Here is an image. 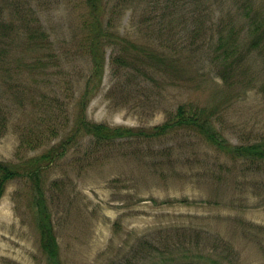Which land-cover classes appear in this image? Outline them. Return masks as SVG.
<instances>
[{"label": "rangeland", "instance_id": "1", "mask_svg": "<svg viewBox=\"0 0 264 264\" xmlns=\"http://www.w3.org/2000/svg\"><path fill=\"white\" fill-rule=\"evenodd\" d=\"M85 2L0 0L1 161L22 165L59 144L85 91L88 119L113 127L153 128L192 101L214 109L215 128L233 143L264 135V34L228 76L217 49L232 32L248 50L264 0H103L105 28L175 64L151 65L146 53L118 63L121 45L103 43L97 75ZM29 27L47 35L41 49L24 44ZM76 136L40 178L62 264H264V163L248 165L186 128L99 144ZM37 196L26 174L7 183L0 264H50Z\"/></svg>", "mask_w": 264, "mask_h": 264}, {"label": "trees", "instance_id": "2", "mask_svg": "<svg viewBox=\"0 0 264 264\" xmlns=\"http://www.w3.org/2000/svg\"><path fill=\"white\" fill-rule=\"evenodd\" d=\"M85 1L89 14V18L85 20L88 29L86 39L89 53L91 54L94 63L93 75L102 74L103 72L104 53L100 49L103 46V43L113 45V51L116 49L115 44L121 45L120 49L123 50V52L114 56V61L118 63L129 61V54L137 57L140 54L146 53V57L151 61V65L156 66V61L163 62L167 68L170 64H175V61L167 59L166 56L161 55L151 45L148 46L145 43L135 42L129 37L118 33L114 34L112 33V30L105 28V22L103 19V0ZM122 1L128 0H119V3ZM162 1L163 0H149V5L150 7H154ZM174 1L176 0H165L167 4ZM116 5H118V3ZM250 6H252V2L250 3ZM255 14L258 18L256 19L255 15H253L251 22L254 27L251 28L250 33H248L249 48L248 50H245V52L241 48V41L239 40V37H236V33L233 34L231 32L230 38L225 37L222 33L218 38L217 49L220 51L225 61H229L226 63V66H228L224 69L225 76L229 75V70L232 71L237 67L243 53H247L252 47L258 46L260 37L264 34V29L262 31L263 21L259 20L262 19L264 13L261 10H256ZM110 21L111 18L108 22ZM3 26H8L4 32L10 34L13 26L7 24H4ZM43 31L44 30L41 28L29 27L26 31V35H24L26 36L24 37V44L32 49L33 47L41 49V47L45 46V42L42 41V45H38L36 44V40L37 38L44 39L47 37ZM248 34L246 38L248 37ZM133 49H135V51H133ZM230 57H233V60L229 59ZM37 64L39 66L40 62H37ZM86 92L87 91H85L80 98L79 111L74 126L59 144H53L48 149L32 155L22 165L18 162L13 163L0 160V199L4 194L7 183L22 174L30 176L35 183V187L38 191L36 204L38 224L41 233V247L46 253L50 264H62L61 249L51 219V212L45 203L44 194L42 193V186L40 183L41 171L67 152L68 147L74 143L77 137L76 135L91 136L99 144L101 142L114 141L118 138H132L136 136L149 138L164 136L172 130L186 128L202 136L209 143L222 150V152L229 154L235 159L243 160L247 162L248 165L264 163V135L245 143H233L229 141L215 128L213 121L214 109H210L207 105L199 103L194 104L192 101L180 104L176 112L171 115L165 123L153 128L131 126L113 127L103 122H96L88 119L86 113L88 105Z\"/></svg>", "mask_w": 264, "mask_h": 264}]
</instances>
